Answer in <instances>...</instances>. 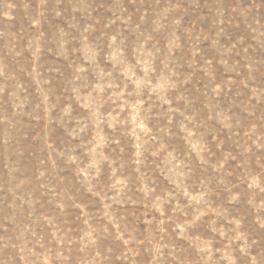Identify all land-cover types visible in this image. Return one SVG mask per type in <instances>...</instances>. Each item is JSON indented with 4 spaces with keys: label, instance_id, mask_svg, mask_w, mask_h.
<instances>
[{
    "label": "rangeland",
    "instance_id": "374dc122",
    "mask_svg": "<svg viewBox=\"0 0 264 264\" xmlns=\"http://www.w3.org/2000/svg\"><path fill=\"white\" fill-rule=\"evenodd\" d=\"M0 264H264V0H0Z\"/></svg>",
    "mask_w": 264,
    "mask_h": 264
}]
</instances>
